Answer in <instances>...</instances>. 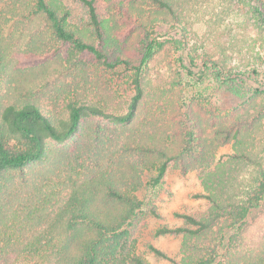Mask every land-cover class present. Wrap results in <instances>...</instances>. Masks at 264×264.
<instances>
[{"label":"trees","instance_id":"1","mask_svg":"<svg viewBox=\"0 0 264 264\" xmlns=\"http://www.w3.org/2000/svg\"><path fill=\"white\" fill-rule=\"evenodd\" d=\"M78 1L73 21L60 0H0V264H150L131 237L160 216L169 168H198L190 195L207 205L156 228L180 236L174 256L149 249L264 264V232L247 236L264 207V85L245 88L264 74V0H227L229 26L256 35L245 51L199 42L189 0ZM63 50L77 60L46 110L28 69Z\"/></svg>","mask_w":264,"mask_h":264},{"label":"rangeland","instance_id":"2","mask_svg":"<svg viewBox=\"0 0 264 264\" xmlns=\"http://www.w3.org/2000/svg\"><path fill=\"white\" fill-rule=\"evenodd\" d=\"M188 17L194 23L195 35L199 42H205L206 45H212L217 42L221 44L234 43L242 50H247L252 46V39L256 35L250 28L247 30L238 27H230L228 21L232 17L239 18L238 14L229 13L227 0H189ZM64 10L70 12L71 20L78 21L84 15L82 5L78 0H60ZM223 19V20H222ZM34 27V28H33ZM34 32H39L40 29L35 24L31 25ZM230 31H225V30ZM157 31L161 34L160 39L178 37V32L169 30L168 28H158ZM224 31V32H223ZM228 32V34H226ZM235 40H240L239 42ZM256 40V39H255ZM250 44V45H249ZM249 45V46H248ZM38 65H31L28 69V77L36 76L37 81L42 80L43 91L39 94L37 101L42 104L46 110H57L54 108L55 96L59 90L57 85L65 83L69 80L68 73L71 71L70 62L77 60L75 55L67 54L65 50L60 52L58 58H50ZM69 60V61H68ZM173 62L175 58H166ZM166 64V63H165ZM36 67V68H35ZM169 67V66H168ZM173 69L172 66L169 68ZM10 73H13L12 71ZM247 87L246 92H250L253 88L264 85V74L256 77L245 79ZM261 83V84H260ZM245 93V92H244ZM231 95L225 97V100H234ZM101 124L107 125L104 119H98ZM68 150L72 151V144L68 145ZM231 146H225L218 150V154L231 151ZM164 191L157 203L159 217H146L141 220L133 230L131 239L135 240V250L142 255L150 264H170L167 260L156 256L150 249L149 245L157 247L164 253L174 256L180 245V236L174 235H156L155 230L161 225L169 227L177 226L181 220L176 218L174 212H190L195 213L206 208V200L203 198H194L190 194L202 190V185L198 176V168L191 169L186 173H181L179 170L169 168L164 177ZM264 232V207L258 216L251 220L250 227L247 232L249 239L258 238Z\"/></svg>","mask_w":264,"mask_h":264}]
</instances>
